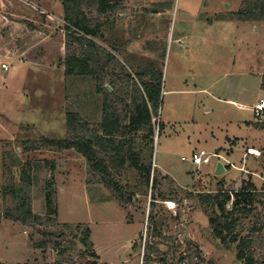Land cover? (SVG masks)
I'll return each mask as SVG.
<instances>
[{
	"label": "rangeland",
	"instance_id": "1",
	"mask_svg": "<svg viewBox=\"0 0 264 264\" xmlns=\"http://www.w3.org/2000/svg\"><path fill=\"white\" fill-rule=\"evenodd\" d=\"M131 1L119 11L125 17L113 15L102 45L117 43L133 72L152 63L161 75L152 162L160 186L152 190L127 168L119 200L76 151H26V142L65 139L67 113L100 123L104 99L93 78L64 74L61 0H0V264H244L237 244L213 236L196 194L249 179L264 187V129L254 126L264 117L253 113L264 100V22L237 21L242 0ZM248 148L261 156L245 157ZM200 151L219 158L196 166L191 158ZM218 163L223 175H215ZM23 170L32 177L31 210L42 218L37 229L53 236L3 218L16 205L5 189L20 183ZM48 181L56 217L47 214ZM85 228L95 257L79 242Z\"/></svg>",
	"mask_w": 264,
	"mask_h": 264
},
{
	"label": "trees",
	"instance_id": "2",
	"mask_svg": "<svg viewBox=\"0 0 264 264\" xmlns=\"http://www.w3.org/2000/svg\"><path fill=\"white\" fill-rule=\"evenodd\" d=\"M126 1L61 0L66 24L64 74L66 78L91 77L95 80L96 91L104 99L102 120L91 126L81 119L79 113L70 112L66 115L65 139L45 138L39 146L24 143L28 152L42 148L76 151L85 159L91 173L99 176L100 184L119 200L124 197L120 178L127 168L135 170L147 187L152 186V190L157 191L160 186L152 162L156 130L154 119L159 116L162 99L161 75L153 70L152 63L131 74L114 54L115 44L112 43L110 48L102 45L107 42L106 31L113 15L122 10V4ZM235 19L264 22V0H242V7L235 14ZM119 66L123 77L115 69ZM108 86L114 90L113 93H110ZM254 126L264 129V123ZM163 128L164 125L159 123L160 132ZM145 140L147 142L141 146ZM30 145L33 148L30 149ZM32 184V177L23 170L20 183L5 189V194L11 196L16 205L3 218L34 228L43 235L53 236V233L37 229L42 218L31 210ZM174 193L171 192L172 195ZM55 195L54 183L48 181L45 200L47 214L51 217L58 214ZM196 197L208 217L213 236L222 244H237L238 262L264 264L257 260L259 250L264 246V187L258 190L249 179L241 181L236 189L199 193ZM125 200L129 203L131 199ZM153 200L155 203L156 199ZM151 218L149 216V221H153ZM79 242L90 256L95 257L89 228L80 232ZM57 245L60 246V243ZM195 257L201 258L199 252L195 253ZM145 261L152 260L147 257Z\"/></svg>",
	"mask_w": 264,
	"mask_h": 264
},
{
	"label": "built area",
	"instance_id": "3",
	"mask_svg": "<svg viewBox=\"0 0 264 264\" xmlns=\"http://www.w3.org/2000/svg\"><path fill=\"white\" fill-rule=\"evenodd\" d=\"M2 70L4 72H8L10 70V67L7 64H2ZM253 113L256 118H263L264 117V100H260L259 103H257L254 108H253ZM248 156H256L260 157L261 153L257 151L254 148H248L246 151L245 157ZM218 157L219 155H209L205 151H200V152H195L192 155L191 162L192 164L196 166H201V165H209L212 161L213 158Z\"/></svg>",
	"mask_w": 264,
	"mask_h": 264
},
{
	"label": "crops",
	"instance_id": "4",
	"mask_svg": "<svg viewBox=\"0 0 264 264\" xmlns=\"http://www.w3.org/2000/svg\"><path fill=\"white\" fill-rule=\"evenodd\" d=\"M129 4H132V1L131 0H127L124 4H122V10H120V11H124L125 10V8L128 6H130ZM127 9V8H126ZM121 13H124V12H118L117 13V15H119V16H122L123 14H121ZM124 17L126 16L125 14L123 15ZM161 16V13H157L156 14V17H160ZM132 18L133 17H131L130 19H129V21H128V23L130 22V20H132ZM126 23H127V21H126ZM115 44V48H116V52H114V54L116 55V57L119 59V61L124 65V66H126V64L124 63V61L120 58V54H119V51H120V48H118V46H117V43H114ZM127 67V66H126ZM2 69V68H1ZM117 69H120V73L122 74V69L120 68V66H119V68L118 67H116V70ZM128 69V71L131 73V74H134V72L132 71V69L131 68H127ZM139 70V69H138ZM118 72V71H117ZM120 73H118V74H120ZM109 87V86H108ZM107 87V88H108ZM110 88V87H109ZM108 88V89H109ZM110 91L112 90L111 88L109 89ZM101 122V121H100ZM254 175H256V174H254ZM254 175L252 176V174H251V176H252V179H253V177H254ZM262 178H264V177H262Z\"/></svg>",
	"mask_w": 264,
	"mask_h": 264
},
{
	"label": "water",
	"instance_id": "5",
	"mask_svg": "<svg viewBox=\"0 0 264 264\" xmlns=\"http://www.w3.org/2000/svg\"><path fill=\"white\" fill-rule=\"evenodd\" d=\"M225 171H226V169H225L224 165L222 163H218V165L216 166L215 175H223L225 173Z\"/></svg>",
	"mask_w": 264,
	"mask_h": 264
},
{
	"label": "bare ground",
	"instance_id": "6",
	"mask_svg": "<svg viewBox=\"0 0 264 264\" xmlns=\"http://www.w3.org/2000/svg\"><path fill=\"white\" fill-rule=\"evenodd\" d=\"M171 205H173V203H171Z\"/></svg>",
	"mask_w": 264,
	"mask_h": 264
}]
</instances>
